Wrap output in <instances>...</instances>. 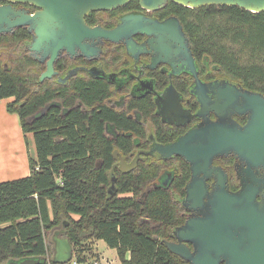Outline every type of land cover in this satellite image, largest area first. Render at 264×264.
<instances>
[{
    "label": "trees",
    "instance_id": "1",
    "mask_svg": "<svg viewBox=\"0 0 264 264\" xmlns=\"http://www.w3.org/2000/svg\"><path fill=\"white\" fill-rule=\"evenodd\" d=\"M131 4L140 6L139 0ZM165 9L178 13L203 66L207 61L217 75L264 93V11L192 8L173 1ZM28 34L21 28L0 35V99L15 97L9 109L19 113L36 146L30 175L0 182V264L27 257H47L38 264H55L49 260L55 251L49 235L57 229L70 238L78 262H87L85 255L93 250L86 248L89 241L102 239L117 250L121 264H191L164 243L185 218L175 194L151 186L143 195L145 179L157 172L120 175L111 190L113 157L105 154L103 166H96L100 134L80 129L79 118L67 119L61 108L37 115L52 95H35L32 74L18 68V43Z\"/></svg>",
    "mask_w": 264,
    "mask_h": 264
},
{
    "label": "water",
    "instance_id": "2",
    "mask_svg": "<svg viewBox=\"0 0 264 264\" xmlns=\"http://www.w3.org/2000/svg\"><path fill=\"white\" fill-rule=\"evenodd\" d=\"M29 3L38 9L33 13L12 4H0V34L27 27L33 32L31 50L37 51L42 61L48 60L43 74L52 76L54 62L64 50L73 52L93 48L84 41L109 39L133 40L135 33H146L156 43L160 55L176 53L184 64L189 62L197 77L193 92L201 101L196 114L202 121L177 141L157 144L162 157L174 154L185 157L191 164L193 176L182 199L191 213L185 222L173 230L177 241L164 240L167 248L191 264H264V93L243 87L229 79L203 82L193 58L183 24L177 16L164 20L141 13L128 14L115 28L93 27L86 16L95 10H111L125 6L131 0H8ZM199 8L206 5L239 6L252 12L264 11V0H139L147 10H158L169 2ZM70 76V75H69ZM159 107L161 102L158 101ZM178 110L187 113L176 100H163L161 114ZM213 111L217 118L213 119ZM188 118L192 116L188 112ZM235 115L247 116L245 124ZM173 122V120H170ZM233 154L237 158L242 187L232 191L228 175L214 165L219 156ZM214 176L217 183L210 190L206 178ZM191 243L193 248L188 244ZM55 264L74 259V245L61 229L54 236ZM47 257H27L8 264H38Z\"/></svg>",
    "mask_w": 264,
    "mask_h": 264
},
{
    "label": "flooded vegetation",
    "instance_id": "3",
    "mask_svg": "<svg viewBox=\"0 0 264 264\" xmlns=\"http://www.w3.org/2000/svg\"><path fill=\"white\" fill-rule=\"evenodd\" d=\"M131 2L132 0L125 6L111 10L91 11L86 16L87 23L93 27L112 29L122 22L124 16L133 13L160 20L177 16L181 20L178 13L165 9L168 3L165 7L152 11L141 5L133 6ZM0 4H12L33 13L38 9L29 3L8 0H0ZM21 28H25L29 34L18 43V68L21 74H32V91L35 95L47 92L52 95L37 115H43L51 108H61L67 119L79 118L80 129L86 126L92 129V136L100 134V148L94 149V153L99 154L96 166H103L105 154L113 157L112 168L108 171L112 179L111 190H115V181L120 175L148 176L157 172L154 177L145 179L143 195H146L151 186L156 189L164 188L172 195L175 194L177 202L183 206L182 199L186 197L187 185L193 176L191 164L179 154L164 158L154 148L157 144L168 145L177 141L202 121V117L196 115L202 103L193 92L197 77L190 70L189 62L184 64L174 52L160 55L156 43L150 41L152 36L138 32L129 43L126 40L113 41L105 38L86 39L84 42L91 44L92 49L90 47L88 51L77 46L73 52L64 50L54 62L52 76L43 79L50 58L42 61L41 54L31 50L33 32L25 26L14 31ZM184 31L189 38L199 78L203 82L229 79L217 75L207 61L205 66L198 61L185 27ZM91 93L94 94L93 98L88 97ZM85 94L87 95L83 96ZM168 97L176 99L187 113L168 110L165 111V120L161 111L163 100ZM72 98L74 102L66 104ZM158 101L161 102V107ZM188 112L192 114L189 118ZM210 116L217 118L213 111ZM235 118L242 124L247 122V116L235 115ZM81 136L93 138L86 137L83 133ZM237 162L233 154L214 159V165L222 167L227 173L228 185L232 191H238L242 187V175L239 174ZM263 176L264 170H261L258 177ZM206 182L210 190L217 183L214 176L207 177ZM190 213L184 207V222ZM169 240L177 241L174 233ZM188 244L193 248L191 243ZM92 245L93 243L90 246ZM89 250L85 249V253Z\"/></svg>",
    "mask_w": 264,
    "mask_h": 264
},
{
    "label": "crops",
    "instance_id": "4",
    "mask_svg": "<svg viewBox=\"0 0 264 264\" xmlns=\"http://www.w3.org/2000/svg\"><path fill=\"white\" fill-rule=\"evenodd\" d=\"M14 99V96L0 99V182L28 176L31 172L21 117L18 112L9 109V103ZM104 242L106 243L104 240H95L92 245V248L95 245L99 247L98 252L105 251L101 255V263L121 264L117 250Z\"/></svg>",
    "mask_w": 264,
    "mask_h": 264
},
{
    "label": "rangeland",
    "instance_id": "5",
    "mask_svg": "<svg viewBox=\"0 0 264 264\" xmlns=\"http://www.w3.org/2000/svg\"><path fill=\"white\" fill-rule=\"evenodd\" d=\"M24 143H25V147H27V152L29 153H26L27 156L29 157H35L36 156V146H35V142H34V136L32 133H29V134H26L25 137H24ZM30 160V158H29ZM30 163V162H29ZM49 241L50 242H53L54 241V232L52 234L49 235ZM93 243V242H92ZM105 243V242H104ZM106 244V243H105ZM89 245H91V241H89L86 245V248L89 247ZM105 249L107 250H110L108 249L107 247H104ZM96 250V251H94ZM97 250H99V247L97 245H95V247H93V250L92 252H89L87 255H85L86 257V260H87V263L88 264H93L95 261H100L101 259V255L105 252H98ZM115 251V250H114ZM54 255V254H53ZM53 255H51L49 257V260H53ZM65 264H75L74 261H70L68 263H65ZM102 264V263H101Z\"/></svg>",
    "mask_w": 264,
    "mask_h": 264
},
{
    "label": "built area",
    "instance_id": "6",
    "mask_svg": "<svg viewBox=\"0 0 264 264\" xmlns=\"http://www.w3.org/2000/svg\"><path fill=\"white\" fill-rule=\"evenodd\" d=\"M73 261L75 264H88L87 262H78L75 258ZM93 264H101V261H95Z\"/></svg>",
    "mask_w": 264,
    "mask_h": 264
}]
</instances>
